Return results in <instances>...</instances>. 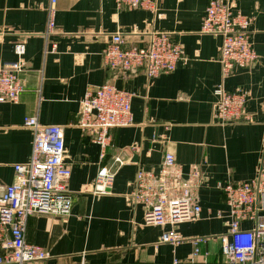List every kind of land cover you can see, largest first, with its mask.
<instances>
[{"label":"crops","instance_id":"obj_1","mask_svg":"<svg viewBox=\"0 0 264 264\" xmlns=\"http://www.w3.org/2000/svg\"><path fill=\"white\" fill-rule=\"evenodd\" d=\"M209 1L158 0L163 16L157 18L143 9L121 10L115 0H57L56 25L47 35L50 0H0V65L16 60L15 44L26 46L24 91L17 102L0 107V196L14 182V165L31 157L33 132L24 119L64 128L71 214L31 216L26 225L27 241L50 254L44 264H79L83 258L88 264L185 263L194 238L207 239L200 248L209 254L206 263L199 256L196 264L223 263L219 238L229 233L230 209L217 183L249 181L264 169V0H232L252 18L259 58L225 85L230 93L250 94L246 112L253 121L227 125L213 118L222 38L200 33ZM156 32L171 34L185 50L175 72L150 79L144 71L107 70L102 52L112 34L141 46ZM108 81L134 95V124L111 130L112 145L101 160L94 132L79 124L80 110L87 88ZM168 153L186 174L191 166L204 174L197 191L200 219L176 226L183 241L175 246L161 243L171 226H145L144 208L128 202L136 172H157ZM115 158L125 164L119 167ZM102 165L117 173L110 193L96 195L85 188ZM260 224L264 211L240 228L253 231Z\"/></svg>","mask_w":264,"mask_h":264},{"label":"built area","instance_id":"obj_2","mask_svg":"<svg viewBox=\"0 0 264 264\" xmlns=\"http://www.w3.org/2000/svg\"><path fill=\"white\" fill-rule=\"evenodd\" d=\"M121 10H147L162 18L158 0H115ZM57 0H50L48 7V31L55 28ZM252 18L237 10L232 0H210L200 33L222 38L218 61L222 68V80L215 89L217 100L213 118L221 125L249 123L246 105L250 94L226 90V81L236 72L249 68L258 61L250 26ZM16 60L0 65V107L17 102L24 91L26 46L17 43L13 48ZM51 52H57L53 44ZM109 72L135 73L144 71L148 78L171 74L185 59V50L172 35L156 32L143 45H128L121 33L112 34L102 52ZM134 95L117 88L111 82L99 87L90 86L81 101L80 126L94 132L93 141L101 148V160L112 145L111 130L134 124L132 101ZM24 127L33 132L32 153L29 161L14 165V182L0 196V264H44L50 254L44 248L30 244L26 238L27 219L31 216H68L74 204L68 190L71 170L65 163L64 128L46 125L37 117L27 116ZM122 167L125 162L115 158ZM117 171L102 165L93 183L86 187L96 195L110 193ZM204 174L198 166H191L186 174L177 164L173 154L165 155L160 169H139L134 180V190L128 196L130 205H141L145 210V226H171L161 235V243L177 245L183 241L176 226L200 219L201 206L197 191ZM217 188L225 192L230 209L229 233L221 236L222 264H264V224L253 231H243L244 220H256L264 211V169L249 181L218 182ZM190 259L183 263L196 264L202 256L207 262L208 253L202 254L200 245L205 238H194ZM79 264H88L83 258Z\"/></svg>","mask_w":264,"mask_h":264}]
</instances>
